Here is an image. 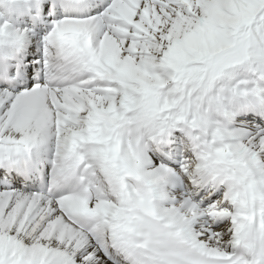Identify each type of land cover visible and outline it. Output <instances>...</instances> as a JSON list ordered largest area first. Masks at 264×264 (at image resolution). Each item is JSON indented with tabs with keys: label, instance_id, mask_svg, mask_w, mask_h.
Instances as JSON below:
<instances>
[{
	"label": "snow or ice",
	"instance_id": "snow-or-ice-1",
	"mask_svg": "<svg viewBox=\"0 0 264 264\" xmlns=\"http://www.w3.org/2000/svg\"><path fill=\"white\" fill-rule=\"evenodd\" d=\"M0 264H264V0H0Z\"/></svg>",
	"mask_w": 264,
	"mask_h": 264
}]
</instances>
